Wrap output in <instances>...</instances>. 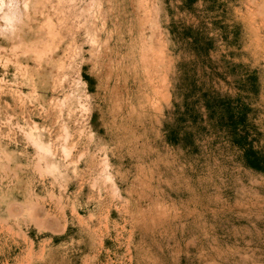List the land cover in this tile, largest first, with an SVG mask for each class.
I'll list each match as a JSON object with an SVG mask.
<instances>
[{
    "label": "rangeland",
    "instance_id": "rangeland-1",
    "mask_svg": "<svg viewBox=\"0 0 264 264\" xmlns=\"http://www.w3.org/2000/svg\"><path fill=\"white\" fill-rule=\"evenodd\" d=\"M0 9V264H264V0Z\"/></svg>",
    "mask_w": 264,
    "mask_h": 264
},
{
    "label": "trees",
    "instance_id": "trees-1",
    "mask_svg": "<svg viewBox=\"0 0 264 264\" xmlns=\"http://www.w3.org/2000/svg\"><path fill=\"white\" fill-rule=\"evenodd\" d=\"M87 81L89 80V77L85 76L84 77ZM208 107H211L210 103H207ZM233 140H237L236 138ZM239 142V140H237V143ZM243 155L245 158V163L248 167H251L255 170H264V165H263V160L261 157H259L257 155V153L255 151H253L250 148H244L243 149Z\"/></svg>",
    "mask_w": 264,
    "mask_h": 264
},
{
    "label": "bare ground",
    "instance_id": "bare-ground-1",
    "mask_svg": "<svg viewBox=\"0 0 264 264\" xmlns=\"http://www.w3.org/2000/svg\"><path fill=\"white\" fill-rule=\"evenodd\" d=\"M1 3H2V2H1ZM3 5H4V4H3ZM1 9H2V8H1ZM1 9H0V10H1ZM92 38H93V37H92ZM94 39H95V38H94ZM34 127H35V126H34ZM33 141H34V140H33ZM35 146H36V144H35ZM37 147H38V146H37Z\"/></svg>",
    "mask_w": 264,
    "mask_h": 264
}]
</instances>
